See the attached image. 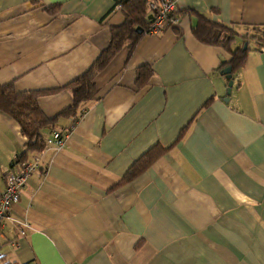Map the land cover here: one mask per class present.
<instances>
[{
    "label": "crops",
    "instance_id": "0c3cea01",
    "mask_svg": "<svg viewBox=\"0 0 264 264\" xmlns=\"http://www.w3.org/2000/svg\"><path fill=\"white\" fill-rule=\"evenodd\" d=\"M174 1L185 12L176 29L144 34L129 56L124 46L97 74L95 98L44 130L45 140L60 131L64 144L39 151L11 208L32 228L16 240L6 222L0 256L15 264H264V0ZM196 13L229 25L232 48L246 45L228 92L222 70L231 55L193 36ZM123 20L115 0H0V84L61 87L38 98L47 117L58 115L72 103L65 86ZM143 66L152 74L138 86ZM25 141L0 112V192ZM154 145L166 151L117 185Z\"/></svg>",
    "mask_w": 264,
    "mask_h": 264
},
{
    "label": "trees",
    "instance_id": "16d2710c",
    "mask_svg": "<svg viewBox=\"0 0 264 264\" xmlns=\"http://www.w3.org/2000/svg\"><path fill=\"white\" fill-rule=\"evenodd\" d=\"M115 4L122 8L123 22L119 26L110 28L108 45L100 52L92 65L65 86L70 91L72 103L58 115L47 117L38 105V98L54 93L61 87L18 92L12 82L0 84V112L8 115L18 124L21 135L26 138L23 150L17 155L16 161L28 160V154L41 151L46 145L44 130L53 127L59 117L74 116L82 106L93 100L97 93L95 84L97 74L124 46H127L129 56L138 40L146 34L150 21L144 0H115ZM46 11L54 13L57 11V5L46 7ZM184 13L177 12L179 17ZM196 16L197 21L192 26L193 36L201 43L220 46L230 53L231 58L226 62V67L231 69V73L234 72L245 61L247 48H232L235 33L229 25L215 21L204 14L196 13ZM177 33H180L179 29ZM136 74V83L142 86L148 81L152 71L150 67L143 66L137 70ZM183 132L184 129L177 140L181 138ZM165 151L166 149L161 146L154 145L130 165L117 185L130 182L142 174ZM0 264H15V262L0 256Z\"/></svg>",
    "mask_w": 264,
    "mask_h": 264
},
{
    "label": "built area",
    "instance_id": "2783aa9c",
    "mask_svg": "<svg viewBox=\"0 0 264 264\" xmlns=\"http://www.w3.org/2000/svg\"><path fill=\"white\" fill-rule=\"evenodd\" d=\"M147 7L150 23L147 27L146 34L156 35L166 29L178 26L179 16L174 0H144ZM47 145L62 147L64 136L60 131L52 130L50 137L45 140ZM40 155L36 152L28 160L15 162L12 170L4 176V187L0 192V239L5 238L6 222L12 224L17 230L18 238L24 237L32 228L31 223L27 220H17L11 215L12 206L20 199L22 190L32 174L36 173L39 167ZM12 242V241H11Z\"/></svg>",
    "mask_w": 264,
    "mask_h": 264
},
{
    "label": "water",
    "instance_id": "95a60500",
    "mask_svg": "<svg viewBox=\"0 0 264 264\" xmlns=\"http://www.w3.org/2000/svg\"><path fill=\"white\" fill-rule=\"evenodd\" d=\"M151 18V15L148 16V19ZM138 30V29H136ZM246 45L243 46V48H245ZM222 72L227 76V78L229 79L228 81V88H227V92L230 90L231 86H232V74H231V69L229 67H226L222 70Z\"/></svg>",
    "mask_w": 264,
    "mask_h": 264
},
{
    "label": "rangeland",
    "instance_id": "374dc122",
    "mask_svg": "<svg viewBox=\"0 0 264 264\" xmlns=\"http://www.w3.org/2000/svg\"><path fill=\"white\" fill-rule=\"evenodd\" d=\"M244 45H245V44H243V46H244ZM243 46H242V47H243Z\"/></svg>",
    "mask_w": 264,
    "mask_h": 264
}]
</instances>
